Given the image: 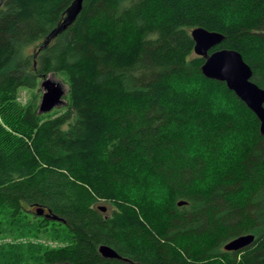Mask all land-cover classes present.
Returning <instances> with one entry per match:
<instances>
[{
	"label": "trees",
	"instance_id": "trees-1",
	"mask_svg": "<svg viewBox=\"0 0 264 264\" xmlns=\"http://www.w3.org/2000/svg\"><path fill=\"white\" fill-rule=\"evenodd\" d=\"M73 1L0 2V230L65 241L0 264H264V134L190 38L221 34L264 90V0H82L50 37ZM54 75L62 113L18 102Z\"/></svg>",
	"mask_w": 264,
	"mask_h": 264
},
{
	"label": "water",
	"instance_id": "water-1",
	"mask_svg": "<svg viewBox=\"0 0 264 264\" xmlns=\"http://www.w3.org/2000/svg\"><path fill=\"white\" fill-rule=\"evenodd\" d=\"M2 0H0L1 2ZM82 0H74L66 10V15L59 28H56L51 34L64 29L70 20L77 15L81 8ZM54 33V34H53ZM192 40V51L195 56L202 58L203 62L199 67L202 77L208 80L221 82L226 89L231 91L234 96L241 101L245 107L253 113L259 124V134H264V90L257 87L250 81L251 70L243 62L239 53L229 49L212 50L220 44L223 36L216 32H209L203 28L197 27L190 31ZM212 50V51H211ZM41 96L37 106V114H46L53 109L63 105V96L65 91L60 83L52 81L47 76H41L39 82ZM183 202H178L181 206ZM104 212V207H99ZM36 216H43L52 221H61L59 218L50 215L49 210L43 213V208L35 207L33 211ZM253 240L250 234L238 236L223 245L224 251H238L247 247ZM97 253L104 259H121L115 251L105 245H98ZM139 264V263H134Z\"/></svg>",
	"mask_w": 264,
	"mask_h": 264
},
{
	"label": "rangeland",
	"instance_id": "rangeland-1",
	"mask_svg": "<svg viewBox=\"0 0 264 264\" xmlns=\"http://www.w3.org/2000/svg\"><path fill=\"white\" fill-rule=\"evenodd\" d=\"M52 81L60 83L62 78L58 75L47 76ZM40 79L37 80V85L33 90H20L17 96V100L20 104L32 103L36 105L39 103L41 96V89L39 88ZM65 89L64 84L62 85ZM63 110L59 107L53 109L49 113L52 116H56L62 113ZM112 208L107 207L105 215H110ZM35 220L33 219V222ZM65 241H61L60 237L51 235V229L46 232L36 234L32 227L24 228L18 231H6L0 230V256H3L4 261L15 256L23 257L22 261H33L36 255L45 248H58L62 247ZM9 264V263H7Z\"/></svg>",
	"mask_w": 264,
	"mask_h": 264
}]
</instances>
